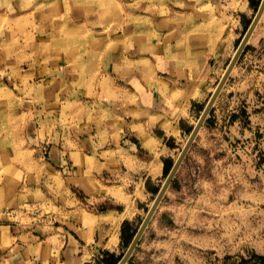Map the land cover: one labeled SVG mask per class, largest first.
<instances>
[{"label":"crops","instance_id":"0c3cea01","mask_svg":"<svg viewBox=\"0 0 264 264\" xmlns=\"http://www.w3.org/2000/svg\"><path fill=\"white\" fill-rule=\"evenodd\" d=\"M261 3L0 0V264H118ZM263 138L264 14L126 264L240 232Z\"/></svg>","mask_w":264,"mask_h":264},{"label":"rangeland","instance_id":"374dc122","mask_svg":"<svg viewBox=\"0 0 264 264\" xmlns=\"http://www.w3.org/2000/svg\"><path fill=\"white\" fill-rule=\"evenodd\" d=\"M226 2L230 3V6H233L234 3H238V0H226ZM252 16L254 17V14ZM250 25L251 24H248L246 32L249 29ZM241 41H238L235 46L233 45L230 54L231 56H233ZM243 53L241 54V56L243 55ZM240 58L238 59L235 67L237 66ZM9 129H11V135L13 136L14 123H6L5 125H0V131L2 132L9 133ZM25 142L26 141L24 140L22 144H16L15 139L10 140V146H7L11 148V153H9L7 157L13 158V160L15 161L16 156L14 154V150L17 146H23L24 151H26L27 148L29 150L31 145L28 142ZM262 146V152L257 155L255 165L254 156L249 153L245 155L247 164L245 173V202L241 203L240 206L238 203H234L231 204L230 207V214L246 215L245 219H242L240 232L238 225H236L230 235H220L216 237V239H213L212 236L206 234L205 230H200L194 227V251H192V253L194 254V264H264V138ZM45 156L48 157L47 154ZM29 157L30 155H19V158L23 161H26ZM5 160H7V158H5ZM47 211H50L47 204H42L39 202H26L22 204V206L18 209V212L20 213H34L30 215H35V219L33 218V220H36L37 222L39 220L36 219V216L40 214L44 215ZM19 215L23 217L26 214ZM213 247H215V249H213Z\"/></svg>","mask_w":264,"mask_h":264},{"label":"water","instance_id":"95a60500","mask_svg":"<svg viewBox=\"0 0 264 264\" xmlns=\"http://www.w3.org/2000/svg\"><path fill=\"white\" fill-rule=\"evenodd\" d=\"M264 13V0H262V3L257 11V14L255 16V18L253 19L249 29L247 30L245 36L243 37L241 43L239 44L236 53L234 55V57L232 58V60L230 61L224 76L222 77L221 81L219 82L215 92L213 93L212 97L210 98L206 108L204 109L198 124L196 125V127L194 128L193 132L190 135V138L185 146V148L183 149L178 161L176 162L175 166L173 167V169L171 170L170 174L168 175L165 184L163 185L161 191L159 192V194L157 195V197L154 200V203L152 205V207L149 209L146 218L143 220L141 226L139 227L131 245L129 246V248L127 249L126 253L124 254V256L121 258V260L119 261L118 264H126L128 262V260L130 259V257L132 256L133 252L135 251L141 237L143 236L146 228L148 227L152 217L154 216L159 204L161 203L168 187L170 186L178 168L180 167L181 163L183 162L186 154L188 153L190 147L193 144V141L195 140V138L197 137L201 127L203 126L204 122L206 121L217 97L219 96L224 84L226 83L228 77L230 76L232 70L234 69L238 59L240 58L241 54L243 53L250 37L252 36L255 28L257 27L262 15Z\"/></svg>","mask_w":264,"mask_h":264},{"label":"bare ground","instance_id":"6f19581e","mask_svg":"<svg viewBox=\"0 0 264 264\" xmlns=\"http://www.w3.org/2000/svg\"><path fill=\"white\" fill-rule=\"evenodd\" d=\"M244 2V1H243ZM245 3V2H244ZM244 7V6H243ZM235 53H236V51H235ZM235 53L233 54V55H235ZM234 57V56H233ZM224 76V75H223ZM154 201V200H153ZM154 203V202H153ZM152 203V204H153ZM114 237V236H113ZM115 239V238H114ZM112 240H113V238H112ZM117 239H115V240H113L112 242H114V241H116Z\"/></svg>","mask_w":264,"mask_h":264}]
</instances>
